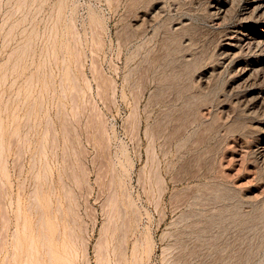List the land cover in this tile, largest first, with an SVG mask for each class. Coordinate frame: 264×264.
Segmentation results:
<instances>
[{
	"label": "rangeland",
	"instance_id": "1",
	"mask_svg": "<svg viewBox=\"0 0 264 264\" xmlns=\"http://www.w3.org/2000/svg\"><path fill=\"white\" fill-rule=\"evenodd\" d=\"M263 34L247 0H0V264H264Z\"/></svg>",
	"mask_w": 264,
	"mask_h": 264
},
{
	"label": "bare ground",
	"instance_id": "2",
	"mask_svg": "<svg viewBox=\"0 0 264 264\" xmlns=\"http://www.w3.org/2000/svg\"><path fill=\"white\" fill-rule=\"evenodd\" d=\"M247 5L253 10V12H263L264 11V0H247ZM260 20V19H259ZM262 25V24H261ZM261 33V32H260ZM230 36V35H229ZM234 38V37H233ZM236 38V37H235ZM257 39V38H255ZM262 40L264 42V34L262 35ZM233 41V40H232ZM248 43V42H247ZM229 51V50H228ZM250 71V70H249ZM244 73V72H243Z\"/></svg>",
	"mask_w": 264,
	"mask_h": 264
}]
</instances>
